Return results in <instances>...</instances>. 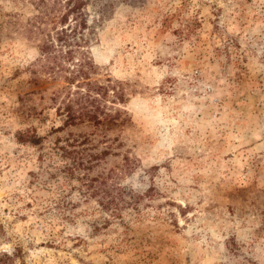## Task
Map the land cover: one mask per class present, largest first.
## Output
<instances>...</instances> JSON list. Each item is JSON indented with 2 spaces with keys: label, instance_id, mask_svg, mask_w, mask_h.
I'll return each mask as SVG.
<instances>
[{
  "label": "rangeland",
  "instance_id": "rangeland-1",
  "mask_svg": "<svg viewBox=\"0 0 264 264\" xmlns=\"http://www.w3.org/2000/svg\"><path fill=\"white\" fill-rule=\"evenodd\" d=\"M40 1L0 0V264H264V0ZM74 18L100 123L41 50Z\"/></svg>",
  "mask_w": 264,
  "mask_h": 264
},
{
  "label": "trees",
  "instance_id": "trees-1",
  "mask_svg": "<svg viewBox=\"0 0 264 264\" xmlns=\"http://www.w3.org/2000/svg\"><path fill=\"white\" fill-rule=\"evenodd\" d=\"M40 2L46 3V5L48 4L47 0H41ZM77 15L78 17L80 16L79 14ZM38 18H40L39 15L36 16V19ZM74 20L76 21L74 26L73 24H68L67 26H61V28L55 27L52 32H48L43 37L41 43L42 54L47 55V58L53 62L51 66H48L51 75L55 76L58 72L64 70L67 72L71 71L69 75H65V80L68 82V86L75 84L77 88L73 92L76 97L73 95L67 101L64 100V110L67 114L66 123L75 124L78 123V121H83L85 119L94 121L95 123H100L101 119L99 118L97 111L101 109V106L97 96L94 93L100 94L103 87L95 84V82L91 80L88 72L85 71L89 68V66L92 65L90 58H87V56L84 55L83 59L81 58V60H78L79 63L75 64V66L79 65L80 69H77L76 71L73 70L75 69V66L73 68H67V66L64 64V58H66V60L74 59V51H76V49L81 46V41L79 40H81L82 37H79V34L82 33L81 30H84L88 27L86 22L80 23L78 18H74ZM35 23L37 22L35 21ZM35 23L33 22L32 25L34 26ZM80 25L81 29H79ZM65 46L67 47V50L64 51ZM80 75L85 76L83 80L78 79ZM18 139L22 142L30 141L32 143L38 144L41 140V137L35 133L26 134L24 132H20L18 134ZM66 151H68V149ZM101 204L108 208L111 202L109 201L106 203L101 201Z\"/></svg>",
  "mask_w": 264,
  "mask_h": 264
}]
</instances>
